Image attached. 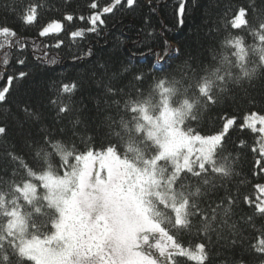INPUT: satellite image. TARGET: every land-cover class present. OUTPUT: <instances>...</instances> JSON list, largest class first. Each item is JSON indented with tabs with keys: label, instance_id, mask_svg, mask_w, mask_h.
Segmentation results:
<instances>
[{
	"label": "snow or ice",
	"instance_id": "obj_1",
	"mask_svg": "<svg viewBox=\"0 0 264 264\" xmlns=\"http://www.w3.org/2000/svg\"><path fill=\"white\" fill-rule=\"evenodd\" d=\"M138 3L89 0L87 15L66 12L40 28L39 36L58 34L64 21L74 19L87 27L71 37L99 34L108 15ZM146 3L153 12L159 7L156 0ZM189 3L193 10L200 7L199 0H177L178 27L184 26ZM219 6L217 0V17L209 16L206 34L222 39L207 57H190L176 73L147 85L130 65L102 62L87 70V84L53 82L46 102L10 99L15 82L30 73L6 69L13 50L27 44L0 43L6 77L0 86V161L8 176H0V264H264V224L255 219H264V183L242 197L252 214L234 219L240 195L231 182L239 174L238 157L224 147L233 127L250 131V151L258 157L253 176H264V113L249 111L238 121L225 112L217 117L221 128L209 134L193 126L235 103L236 90L248 95L264 79V0ZM42 8L36 0H13L11 11L31 26L39 24ZM167 30L162 25L161 33ZM0 35L15 38L17 32L0 26ZM169 51L180 55L168 40L152 54L163 65ZM12 129L19 147L9 136ZM246 143L240 140L238 147ZM184 236L200 239L193 243Z\"/></svg>",
	"mask_w": 264,
	"mask_h": 264
},
{
	"label": "trees",
	"instance_id": "obj_2",
	"mask_svg": "<svg viewBox=\"0 0 264 264\" xmlns=\"http://www.w3.org/2000/svg\"><path fill=\"white\" fill-rule=\"evenodd\" d=\"M43 3L44 8L40 9V22L38 25H23L17 16L11 11L13 0H0V26H8L17 32V36L5 37L0 35V43L7 45L9 41L20 40L27 44L23 51L13 50L10 65L7 67V74L18 73L19 71L29 72V77L24 81H16L12 97L10 99H33L36 103L47 101L50 94L49 87L55 82L58 87L61 82L71 83L73 81H84L88 69H91L98 63L107 62L110 65L120 66L128 64L135 72L142 73L145 76V84L151 80L163 78L176 73L183 65L185 60L190 57L206 58L209 47L213 42L222 39V34L215 37L207 35V21L209 16L213 19L217 17V0H199L200 7L192 9L189 3V11L185 17L183 27H178L175 21V8L177 0H156L159 7L153 12L146 3V0H139L138 5L132 9H116L114 14L106 17V24L99 30V34L85 33L83 37L73 38L70 32L78 28L87 27L78 19L73 22L64 21V30L58 34L39 36V30L51 20H62L66 12H72L74 16L87 15L86 7L89 0H36ZM227 0H220L219 8L222 9L223 3ZM234 6L243 5L246 0H232ZM155 6V3L154 5ZM145 18L150 19V24H145ZM165 25L167 31L161 33V27ZM154 32L148 36V32ZM235 35H244L243 32H234ZM248 43H251V37L245 36ZM170 42L171 48H179L180 55L169 51V59L161 64L159 58L152 52L163 50L164 41ZM63 41L59 47L57 43ZM89 50L91 55H88ZM151 50V51H150ZM47 53V55H45ZM17 59H23L24 65L16 63ZM163 67V71L160 69ZM5 70L0 68V86L6 81ZM89 89H83L85 103L91 108V102L88 99ZM79 95V94H78ZM255 99V103H249L250 99ZM249 111H259L264 113V79L257 80L255 86L248 89V95H244L242 90H236L235 103L229 102L216 110H213L200 121L193 125L203 134H209L218 131L222 122L217 117L225 112L228 116H236L242 120L244 114ZM49 116L51 120L54 116ZM10 138L16 141L19 147V139L14 129L10 130ZM240 140L247 143L243 148H239ZM103 142L93 141L95 146ZM254 142L252 133L248 130L241 131L237 126L233 127L224 145L227 152L238 157L236 162V171L239 173L231 182V188L235 192L238 190L240 200L234 206V219L239 220L241 216L252 214L242 202L245 194L253 193L255 183H264V176H253L254 171H258L255 166L256 154L250 151ZM77 146L83 150V144L79 141ZM26 159H28L26 157ZM56 163V161H54ZM4 161H0V176L8 179L3 172ZM244 181V183H240ZM257 225L264 224V219L256 217ZM185 241L196 239L184 236ZM213 239H215L213 237Z\"/></svg>",
	"mask_w": 264,
	"mask_h": 264
}]
</instances>
